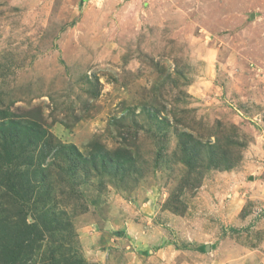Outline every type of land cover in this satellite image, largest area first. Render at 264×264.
I'll list each match as a JSON object with an SVG mask.
<instances>
[{"label":"rangeland","instance_id":"374dc122","mask_svg":"<svg viewBox=\"0 0 264 264\" xmlns=\"http://www.w3.org/2000/svg\"><path fill=\"white\" fill-rule=\"evenodd\" d=\"M0 110L27 264H264V0H0Z\"/></svg>","mask_w":264,"mask_h":264},{"label":"trees","instance_id":"16d2710c","mask_svg":"<svg viewBox=\"0 0 264 264\" xmlns=\"http://www.w3.org/2000/svg\"><path fill=\"white\" fill-rule=\"evenodd\" d=\"M9 118H10V113L4 110H0V119L4 120V119H9ZM16 123L17 121L10 122V124L12 125ZM72 148L74 147L72 146L71 149ZM117 154L119 155V152ZM226 155L227 153H221V154L213 153L210 158V162H217L220 158H223V160L226 161V159L224 158ZM94 156L99 157L100 155L96 153ZM106 157L100 156L99 158L104 159ZM113 159H118V156L115 155ZM44 162H45V157L41 159V161L38 163L39 165L36 164L38 166H35V165L32 166L34 167L35 170H33L30 175H34L35 177H37L38 182L33 181V182L26 183L23 180V181H18V183H12L11 181H8L7 183H4L2 185L5 190L4 193H2L3 195L1 196L2 199L5 196H8V197L13 196L15 198H25L23 196L24 193L26 192L24 189L30 183L38 185L39 187L42 188L43 186L39 184H41V182L43 181L45 177V174L41 167L44 164ZM226 166H229L228 163L226 164ZM17 184H19L18 187H17ZM26 212H27V209H26ZM26 214L22 218L17 217L21 220L11 221V223L15 224L14 226L15 233H9L7 236H6V233L3 235H0V260L2 261L1 264H27L32 259V257L38 254L39 251L41 250L43 238L44 236L47 235L45 234V232H47L50 229L51 235H52L54 231V229L47 228L46 224H42V223L37 224L38 221H36V223L34 224H27ZM8 238H11V239L8 240ZM202 249L205 250V247H202ZM55 256L56 255L53 254L50 257V259H54L55 261H57L58 259L55 258Z\"/></svg>","mask_w":264,"mask_h":264},{"label":"bare ground","instance_id":"6f19581e","mask_svg":"<svg viewBox=\"0 0 264 264\" xmlns=\"http://www.w3.org/2000/svg\"><path fill=\"white\" fill-rule=\"evenodd\" d=\"M261 55V54H260Z\"/></svg>","mask_w":264,"mask_h":264}]
</instances>
